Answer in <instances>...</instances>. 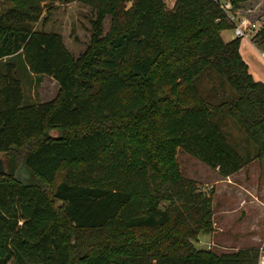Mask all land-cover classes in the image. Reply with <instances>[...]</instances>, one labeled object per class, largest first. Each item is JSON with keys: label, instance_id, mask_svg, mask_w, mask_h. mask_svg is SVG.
Masks as SVG:
<instances>
[{"label": "trees", "instance_id": "trees-1", "mask_svg": "<svg viewBox=\"0 0 264 264\" xmlns=\"http://www.w3.org/2000/svg\"><path fill=\"white\" fill-rule=\"evenodd\" d=\"M47 1L0 11V66L21 54L60 88L22 105L21 81L0 68V264H259L257 248L196 246L214 231L215 192L180 173L173 149L225 177L264 158V81L242 38H223L235 23L219 1L64 0L96 12L77 59L36 26ZM251 39L264 52V24Z\"/></svg>", "mask_w": 264, "mask_h": 264}, {"label": "rangeland", "instance_id": "rangeland-1", "mask_svg": "<svg viewBox=\"0 0 264 264\" xmlns=\"http://www.w3.org/2000/svg\"><path fill=\"white\" fill-rule=\"evenodd\" d=\"M174 1L167 0V7L172 8ZM47 2H50L51 6L50 9L45 8L43 13L46 21L41 19L36 26L61 33L71 56L77 59L91 45L94 33L93 19L96 17L93 5L83 1ZM11 5L10 0H0V11ZM237 11L239 19L246 16L258 24L252 35L264 24V0L247 1L240 5ZM110 23L111 16L107 15L104 21L105 33L108 32ZM221 33L225 40L235 38L233 28ZM241 44L243 51L245 49V58L250 62V72L255 79L264 81V57L258 50L259 47L256 45V48L247 38H242ZM8 63L9 66L5 63L0 68L4 72L11 70L13 77L21 81L24 95L22 105L50 101L58 95V82L51 76L31 72L23 55L10 57ZM63 132L60 128H50L47 136L54 138L61 136ZM173 149L180 173L195 179L200 189L215 192L214 231L200 235L195 241L196 246L217 253L257 248L260 252L259 264H264V158L256 159L233 173L232 177H225L218 169L208 166L181 147L173 146ZM0 156L5 159L7 153L0 152ZM17 175L20 176V171ZM61 180L62 176L57 178L56 183Z\"/></svg>", "mask_w": 264, "mask_h": 264}, {"label": "built area", "instance_id": "built-area-1", "mask_svg": "<svg viewBox=\"0 0 264 264\" xmlns=\"http://www.w3.org/2000/svg\"><path fill=\"white\" fill-rule=\"evenodd\" d=\"M220 3V7L227 13L228 17L235 23L234 31L236 37H251L252 32L258 27V24L248 17L244 16L242 18H238L236 14L239 12L235 8L232 0H218ZM252 40V39H251Z\"/></svg>", "mask_w": 264, "mask_h": 264}, {"label": "water", "instance_id": "water-1", "mask_svg": "<svg viewBox=\"0 0 264 264\" xmlns=\"http://www.w3.org/2000/svg\"><path fill=\"white\" fill-rule=\"evenodd\" d=\"M9 172V158L6 156L4 159L0 156V174Z\"/></svg>", "mask_w": 264, "mask_h": 264}, {"label": "crops", "instance_id": "crops-1", "mask_svg": "<svg viewBox=\"0 0 264 264\" xmlns=\"http://www.w3.org/2000/svg\"><path fill=\"white\" fill-rule=\"evenodd\" d=\"M234 37H236V35H234ZM244 38H247V40H248L250 43H252V45H254L256 48H258V47L256 46V44L251 40V37H244ZM249 39H250V40H249ZM258 50L261 52L262 56L264 57V52L261 51L259 48H258ZM244 51H245V49H244ZM244 51H243L242 44H241V53H242L243 57L245 58ZM246 52H248V51H246ZM248 53H249V52H248ZM245 60H246L247 63L249 64V69H250V62H249L246 58H245ZM261 81H262V80H261ZM234 175H235V174H234ZM229 177H232V175H230Z\"/></svg>", "mask_w": 264, "mask_h": 264}]
</instances>
